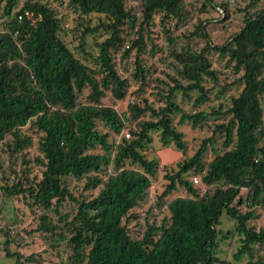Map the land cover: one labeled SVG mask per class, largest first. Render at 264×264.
Wrapping results in <instances>:
<instances>
[{"label": "trees", "instance_id": "trees-1", "mask_svg": "<svg viewBox=\"0 0 264 264\" xmlns=\"http://www.w3.org/2000/svg\"><path fill=\"white\" fill-rule=\"evenodd\" d=\"M3 1L8 21L0 31V142L9 135L10 152L26 157L32 140L21 129L29 124L39 135L42 158L37 162L43 170L40 178L25 174L17 183L1 186L0 190L7 198L28 197L42 209L36 230L47 234V242H65L69 264H224L217 257L218 242L235 233L240 245L234 259L239 261L247 255L249 264H264V256L252 261L255 248H264V226L259 230L249 226L257 217L255 209H264V10L245 18L242 29L226 44L213 47L233 64L235 74L241 73L238 81L242 89L231 98L227 109L185 113L174 102L178 91L185 98L195 92V107L209 101L204 78L216 77L207 57L210 47L206 41L199 52L174 53L180 66L178 74L186 84L174 80L168 86L161 95L164 107L155 109L147 101L143 107L132 103L121 115L114 107L103 105L102 99L105 91H110L115 100L122 101L129 87L128 81L118 75L111 53L121 40L123 21L135 20L125 7L127 0L69 1L80 17L99 14L110 21L99 24L110 37L97 43V56L87 54L86 60L96 66L95 70L77 59L61 39V23L52 8L27 1L12 15L19 0L0 3ZM131 1H138L142 8L140 32L132 47H137L134 78L143 91L147 87V71L142 65L144 32L155 15L160 14L162 21L182 17L185 0ZM86 33L79 40V51L83 53ZM201 37L207 39L204 33ZM146 114L149 120H138ZM177 115L179 125L190 123L192 128L210 117L227 121L215 125L213 136L187 157L183 134L173 125ZM97 121L118 139L110 142L107 133H99ZM130 122L135 123L134 128H130ZM126 130L128 139L122 136ZM152 133H157L163 148L172 147L184 156L176 169L165 167L167 185L160 199L179 188L187 196L167 204L153 203L148 213L167 209L169 218L160 225L146 219L141 237L132 238L127 224L140 219L131 211L150 200L152 179L158 174L157 159L144 155L152 144ZM214 136L222 138L220 151L214 147ZM96 147L103 153H90ZM209 148L213 158L205 161ZM189 173L198 176L200 185L207 189L203 196L185 177ZM70 178L85 180L84 190L102 187L88 200L82 193L74 195ZM243 189L247 191L244 197ZM66 203L76 210L70 221L49 215L58 213ZM244 207L247 211L243 212ZM223 214L233 222V233L223 234L217 229ZM0 234L4 236L2 247L7 259H15V264L33 261L32 257L24 259L9 251L14 242L10 230L0 228Z\"/></svg>", "mask_w": 264, "mask_h": 264}, {"label": "rangeland", "instance_id": "rangeland-1", "mask_svg": "<svg viewBox=\"0 0 264 264\" xmlns=\"http://www.w3.org/2000/svg\"><path fill=\"white\" fill-rule=\"evenodd\" d=\"M27 1L33 3H43L52 8L61 23L60 37L71 50L74 56L82 62L88 64L93 70L96 66L87 59V54L97 56V43L104 41L110 37V34L104 28L99 26L100 22L110 21L99 14H92L87 17H80L79 14L69 5L70 0H19L18 7L12 12L15 14ZM5 1L0 3V31L4 29V24L8 21L4 14ZM126 9L134 16L135 20H124L120 27V42L111 49L113 61L118 75L128 81L126 98L122 101H117L111 96L110 91H105V97L102 99V104L105 106L114 107L119 114L127 112L128 105L136 103L143 107L144 101L155 109L164 107V100L161 95L167 91L168 86L173 85V81L177 80L181 84H186L179 74L180 69L174 53L182 51L199 52L207 43L208 59L211 63V70L214 71L215 80L204 78V86L210 91L209 101L200 105L194 106L197 94L189 93V98H185L181 92H176L174 102L180 106L185 113H197L204 111L209 113L212 109L217 110L219 107L222 110L227 109L232 97H237L242 89L239 83L240 74H235L232 65L228 63V58L222 56L220 52L213 47H221L226 44L229 39L243 27V20L256 12L264 10V0H185V12L182 17L170 18L162 21L161 15H155L152 25L144 32L145 53L142 55V65L147 71V87L139 90V82L134 78L135 73V55L137 47L133 46V42L138 39L139 24L142 21V8L138 1L127 0L125 2ZM225 10L227 14L225 15ZM200 27L202 31L200 30ZM97 28V33L94 32ZM86 31L84 53L79 51V40L82 33ZM201 33L207 36V39L201 37ZM149 37V38H148ZM151 39L152 44L150 42ZM172 40V42H171ZM207 41V43H206ZM130 49L129 54L126 51ZM100 76L97 77L99 79ZM88 93L86 89L84 96ZM86 102V99H83ZM261 106L263 109V124H264V95L261 98ZM180 115L173 117V125L179 132L183 134V140L186 142L187 157H192L201 146V143L213 136L214 127L217 124L225 123L218 117H210L207 121L192 128L190 123L179 125ZM149 115L140 117L138 120H149ZM135 123L130 122V128H134ZM96 129L101 134L107 133L109 141L113 142L118 139L113 135L108 128L101 122H96ZM23 135L31 137L32 146L26 150V157L22 154H12L8 149V143L11 137L6 136L5 140L0 142V187L5 185H13L18 182V179L26 174L29 177H41L43 167L37 162V159L42 158L38 150L39 135L35 129H32L28 124L21 129ZM129 132L126 130L122 136L125 137ZM121 138V137H119ZM125 139H127L125 137ZM152 144L144 152L148 159H157L158 174L152 179V193L150 200L141 203L134 208L131 213L139 217V221H130L127 224V229L132 238H140L142 229L146 219L149 223L155 222L160 225L163 220L167 221L169 213L167 209L161 212L152 210L148 213L153 203L163 202L169 203L177 197H186V192L179 188L176 192L160 199L167 185L164 179L165 167L176 169V164L183 159V155L172 147L163 148L159 142L157 133H152ZM222 138L214 136V147L218 151L221 148ZM90 153L102 154V150L96 147ZM213 158V154L208 149L205 155V161ZM25 160L28 164H25ZM129 166V165H128ZM30 169V171H29ZM112 170V169H111ZM29 171V173H27ZM113 171V170H112ZM190 174V173H189ZM185 177L191 180V174ZM69 187L75 196L82 193L86 199L94 198L102 186L96 189L84 190L85 180L68 179ZM198 189L199 195L203 196L207 193V189L203 185L195 186ZM246 190H241V195H246ZM242 211H247L244 207ZM75 206L70 203L64 204L59 208V212H50L49 215L54 219H59L60 216L66 217L70 221L75 215ZM257 217L249 222V226L259 230L264 226V209H255ZM43 213L33 201L24 196L16 198L5 197L0 190V228L10 230L14 236V242L10 244L9 251L19 253L25 258L32 257L33 261L25 262L24 264H69L68 256L69 249L65 242L49 243L46 240L47 234L37 231L39 216ZM223 234L233 233V222L223 214L220 225L217 227ZM4 236L0 234V264H15V259H7L6 252L2 247ZM239 237L233 233L225 239L218 242L217 257L224 264H249L250 259L247 255L241 257L239 261L235 260L233 255L239 249ZM264 256V248H255V255L252 261H256L257 257Z\"/></svg>", "mask_w": 264, "mask_h": 264}, {"label": "built area", "instance_id": "built-area-1", "mask_svg": "<svg viewBox=\"0 0 264 264\" xmlns=\"http://www.w3.org/2000/svg\"><path fill=\"white\" fill-rule=\"evenodd\" d=\"M19 18H20V17H19ZM125 137L128 139V138H129V134L127 133V134L125 135ZM191 181H192V183H193L194 185H199V184H201V180H200V178H199L198 176H196V175L191 176Z\"/></svg>", "mask_w": 264, "mask_h": 264}]
</instances>
